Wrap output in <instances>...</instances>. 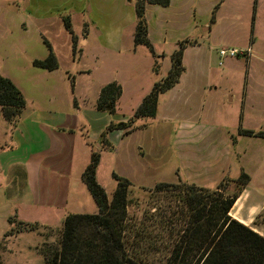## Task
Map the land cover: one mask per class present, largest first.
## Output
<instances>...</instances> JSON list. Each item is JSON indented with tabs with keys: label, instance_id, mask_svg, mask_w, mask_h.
I'll return each mask as SVG.
<instances>
[{
	"label": "rangeland",
	"instance_id": "rangeland-1",
	"mask_svg": "<svg viewBox=\"0 0 264 264\" xmlns=\"http://www.w3.org/2000/svg\"><path fill=\"white\" fill-rule=\"evenodd\" d=\"M97 1L104 5L111 3L106 0H0V75L10 79L20 90L27 108H50L57 117L70 116L73 121L76 118V123H85L90 131L91 128L105 131L103 134L112 149L103 148L106 140L99 137L92 140L91 145L81 138L77 140L66 209L63 212L44 210V214H22L26 221H36L37 217L44 219L52 228L40 227L37 232L25 230L9 238L8 234H3L0 264H44L42 252L58 247L61 220L65 215L62 213L96 212V204L79 178V171L83 170L93 150L99 153L95 180L104 189L107 199L111 198L116 184L111 172L129 180L127 223L131 227L146 226L153 236L151 243L163 247L148 255L153 264L165 261L164 246L168 242L166 237H160L165 233L163 226L170 224L165 222L169 214H179L181 209L176 200L179 188L165 187L157 191L153 187L159 181H175L176 171L182 170L181 148L175 132L182 123L195 121L198 124L190 135L194 155L204 160L220 150L224 154L221 158H225L224 168L228 170L226 175L237 172L231 164L233 154L225 156L222 135L235 133L239 125L249 53L219 57L217 49L245 51L249 39L255 36V49L251 50L249 63L250 83L259 86L264 78V41L260 40L259 23L263 19L259 13L256 12L258 25L255 32L252 6L250 10L245 7L233 12L236 21L231 24L228 35L212 40L207 38L208 34L201 37L198 33L197 43L186 45L182 52L183 70L178 81L174 87L157 95L155 114L134 119L130 132L120 136L121 132L117 130H105L107 124L116 122L123 115L129 117L133 114L152 85L167 73L172 48L167 44L165 56L154 57L144 45L133 43L128 30L121 33L118 43H95L91 38L97 34L90 27L91 21L105 22L114 16L105 11L100 17L95 5ZM127 2L133 6V0ZM66 20L70 30L65 25ZM81 35L87 36L86 44L77 41L76 36ZM48 49L55 56L57 67L48 70L35 66L33 59L44 58ZM112 80L121 88L114 113L97 111L91 114L100 87ZM256 93L255 101L264 111V102L258 99V91ZM251 110V118L259 114L258 107ZM248 118L244 117L242 127L256 125ZM0 120L4 124V119ZM215 134L214 142L210 141ZM215 143L216 153L211 154ZM224 178L226 192H232L235 185L228 177ZM8 179L5 184L10 185L4 188L7 199L12 195L20 197L16 203L23 209L24 188L20 178ZM24 212H27L26 207ZM172 225L177 228L180 222L174 221ZM156 232H159L158 237ZM127 235L131 237L132 233Z\"/></svg>",
	"mask_w": 264,
	"mask_h": 264
},
{
	"label": "crops",
	"instance_id": "crops-1",
	"mask_svg": "<svg viewBox=\"0 0 264 264\" xmlns=\"http://www.w3.org/2000/svg\"><path fill=\"white\" fill-rule=\"evenodd\" d=\"M108 1H111L110 5H104L102 1H97L95 4L97 12L100 17L105 11L114 16L109 21L104 20L105 22L91 21L90 27L97 34L95 38L91 39L95 43L100 41V43L115 44L119 42V37L124 30H128L132 38L135 25L133 6L127 0H106V2ZM252 6L255 11L253 31L255 32L258 25L255 19L256 12H258L263 19L259 22L260 40L264 41V0H169L166 6L147 4L144 16L147 24V37L156 55L154 57L165 56L167 44L173 51L176 43L182 39L192 41V44L188 46L196 44L198 33L201 37L202 34H208L207 38L210 37L212 40L228 35L231 33L229 32L231 24L236 21L233 12L245 9V7L250 10ZM211 15L213 16L212 20ZM76 38L83 44L88 41L86 35L76 36ZM255 39V36L251 37L247 46L249 48L248 66L242 86L241 97L243 99L237 131L222 135L226 158L231 154L234 156V161L231 164L237 171L234 173L236 175H226L228 170L224 168L225 158H221L223 153L218 150L219 152L215 154L217 143L211 152V154H215L213 157L203 160L194 155V148L192 149L190 146V135L198 128V124L195 121H188L182 123L178 132L175 131L181 148L182 170L176 171L175 181L164 182L181 180L212 189L223 177L236 178L240 171L244 172L248 176V181L240 189L228 214L264 235V137L239 133L240 128L264 131V111L260 110L255 101L256 91H258V99L264 102V78L259 86L250 83L249 63L251 62V50L255 49ZM261 100H259V104ZM255 106L258 107L259 114H254L255 117L251 118L250 112L251 109L254 110ZM246 107L249 108L246 109ZM97 111L105 112L95 109L91 110V114L97 113ZM245 112L248 114L245 115ZM246 116L254 120H252L256 123L254 127H242ZM127 118L123 115L116 121H125ZM0 119H4L2 115H0ZM4 121V124H1L0 120V239L10 228L7 217L12 214L17 220L37 222L36 229L40 227L52 228L51 224L45 223L47 221L44 219L37 217L36 221H26L27 219L22 217V214H44V210L63 212L68 204L69 177L74 167V150L77 140L81 138L84 143L91 145V141L100 136V131H94L92 128L90 131L86 128L85 123H76V118L73 121L70 116L57 117L55 111H51L50 108H27L25 102L14 123H10L6 119ZM114 130L121 132L120 136L125 134L122 129ZM215 136L216 134L210 141L214 142ZM103 148L108 149V147ZM81 171L80 169L79 178ZM8 177L20 178L24 188L22 193L24 198L22 199L24 207L27 208L26 213L24 207L22 209L16 203L20 197L12 195L10 199H7L8 194L4 188L10 185L5 184L9 180ZM67 213L62 214L66 215ZM36 229L29 231L37 232ZM20 232L13 231L7 236L9 238V236Z\"/></svg>",
	"mask_w": 264,
	"mask_h": 264
},
{
	"label": "trees",
	"instance_id": "trees-1",
	"mask_svg": "<svg viewBox=\"0 0 264 264\" xmlns=\"http://www.w3.org/2000/svg\"><path fill=\"white\" fill-rule=\"evenodd\" d=\"M168 3L169 0H133L135 14L133 43L144 45L153 56L156 55L147 37L145 6L147 4L166 6ZM251 20L253 21V15ZM65 25L70 30L69 21L66 20ZM189 44H192V41L188 39L176 43L165 76L152 85L131 116L125 121L110 122L105 130L122 129L127 133L132 129L134 119L155 114L157 95L178 81L183 70L182 52ZM32 63L48 70L57 67L56 58L50 49L44 58L33 59ZM120 92V85L114 80L103 84L96 98L95 109L107 113L114 112ZM23 106L24 100L20 90L10 79L0 75L2 117L14 123ZM103 132L105 131L100 132L99 136L101 140H106L103 147L111 149ZM239 133L264 137L263 130L240 128ZM98 161V151H91L89 160L80 174L82 182L96 204V212L67 213L61 223L58 247L49 249V252H42L44 264H153L148 255L152 250L160 251L163 247L151 243L153 236L146 226L131 227L127 223L129 180L111 172L116 184L111 198L107 199L104 189L95 180ZM225 179L223 177L213 189L181 180L174 183L164 181L155 183L153 188L157 191L165 187L179 188L176 200L181 207L179 214H169L165 220L170 224L163 226L165 235L160 236L166 237L168 242L164 246L166 255L162 264H264V235L228 214L240 189L247 183L248 176L240 171L236 178H229L236 187L229 193L223 186ZM7 221L10 228L4 235L13 231L34 230L38 226L37 222L17 220L14 214L9 215ZM174 221L180 222V226L174 228L172 225ZM129 233H132L131 237L127 235ZM157 233L159 232L155 235L158 237Z\"/></svg>",
	"mask_w": 264,
	"mask_h": 264
},
{
	"label": "built area",
	"instance_id": "built-area-1",
	"mask_svg": "<svg viewBox=\"0 0 264 264\" xmlns=\"http://www.w3.org/2000/svg\"><path fill=\"white\" fill-rule=\"evenodd\" d=\"M245 52V54L247 55L249 53V48H246L245 51L243 50H237L235 48H218L217 49V54L219 57L221 56H225V55H228V56H233L235 54H238V53H243Z\"/></svg>",
	"mask_w": 264,
	"mask_h": 264
}]
</instances>
